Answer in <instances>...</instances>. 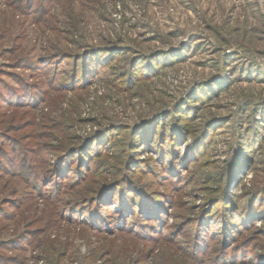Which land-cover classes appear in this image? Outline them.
<instances>
[{
  "label": "rangeland",
  "instance_id": "obj_1",
  "mask_svg": "<svg viewBox=\"0 0 264 264\" xmlns=\"http://www.w3.org/2000/svg\"><path fill=\"white\" fill-rule=\"evenodd\" d=\"M0 264H264V0H0Z\"/></svg>",
  "mask_w": 264,
  "mask_h": 264
}]
</instances>
